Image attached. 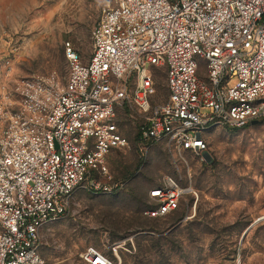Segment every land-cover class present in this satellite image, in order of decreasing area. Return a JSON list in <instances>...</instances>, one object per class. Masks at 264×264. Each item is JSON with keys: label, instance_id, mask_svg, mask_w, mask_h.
<instances>
[{"label": "built area", "instance_id": "obj_1", "mask_svg": "<svg viewBox=\"0 0 264 264\" xmlns=\"http://www.w3.org/2000/svg\"><path fill=\"white\" fill-rule=\"evenodd\" d=\"M91 38L87 61L66 42L65 76L54 71L3 85L0 264H47L43 231L67 213L74 195L126 184L101 181L111 178V152L128 144L115 120L119 108L142 115L144 156L159 142L173 152L204 153L210 130L264 120V0H109ZM4 65L8 70L11 60ZM158 67L168 98L153 103ZM190 190L165 176L149 190L144 214L173 213ZM121 247L89 246L65 264H121Z\"/></svg>", "mask_w": 264, "mask_h": 264}, {"label": "rangeland", "instance_id": "obj_2", "mask_svg": "<svg viewBox=\"0 0 264 264\" xmlns=\"http://www.w3.org/2000/svg\"><path fill=\"white\" fill-rule=\"evenodd\" d=\"M107 1L0 0V98L10 80L54 71L65 76L68 41L87 61ZM153 74V103L165 102V68ZM115 120L128 144L111 152V178L101 181L126 184L111 193L74 195L67 213L43 231L47 264L77 262L89 246L110 252L116 242L121 264H264V122L210 130L204 153L173 152L159 142L144 156L137 143L139 111L124 106ZM168 175L191 190L173 213L147 217L149 190Z\"/></svg>", "mask_w": 264, "mask_h": 264}, {"label": "water", "instance_id": "obj_3", "mask_svg": "<svg viewBox=\"0 0 264 264\" xmlns=\"http://www.w3.org/2000/svg\"><path fill=\"white\" fill-rule=\"evenodd\" d=\"M256 123H259V120H254V121L252 122V124H256Z\"/></svg>", "mask_w": 264, "mask_h": 264}, {"label": "trees", "instance_id": "obj_4", "mask_svg": "<svg viewBox=\"0 0 264 264\" xmlns=\"http://www.w3.org/2000/svg\"><path fill=\"white\" fill-rule=\"evenodd\" d=\"M66 57V56H65ZM259 122H264V120H259ZM235 129H238V128H235Z\"/></svg>", "mask_w": 264, "mask_h": 264}]
</instances>
